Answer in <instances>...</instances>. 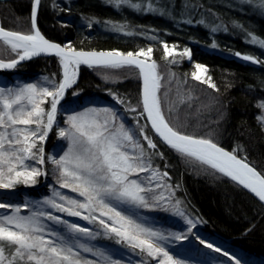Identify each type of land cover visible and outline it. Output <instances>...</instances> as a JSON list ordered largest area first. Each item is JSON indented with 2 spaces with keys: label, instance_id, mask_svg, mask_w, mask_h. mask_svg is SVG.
I'll return each instance as SVG.
<instances>
[{
  "label": "trees",
  "instance_id": "16d2710c",
  "mask_svg": "<svg viewBox=\"0 0 264 264\" xmlns=\"http://www.w3.org/2000/svg\"><path fill=\"white\" fill-rule=\"evenodd\" d=\"M32 1H0V28L29 33ZM131 2L139 4L140 9L128 5L117 7L111 0H41L37 27L49 41L70 44L76 50L135 53L152 48L151 62L156 63L161 77V107L170 126L187 135L211 139L230 152L235 150L238 157L264 174V124L258 120L263 111L257 107L264 103V48L250 42L251 35L264 40L262 0ZM120 26L124 27L117 30ZM164 44L169 50L174 48L175 54L166 58ZM185 49L191 53L190 61L179 54ZM237 53L252 56L262 63L245 61ZM14 58L16 54L0 42V60L7 62ZM196 64L207 69L204 78L210 77L217 90L192 79ZM0 78V88L5 90H16L27 84L52 88L61 80V66L58 57H37L12 72L0 73ZM118 100L123 102L118 103ZM42 107L49 110L50 103ZM89 108H108L115 112L117 124L123 123L134 132L151 167L161 175L167 173V177L153 183V192L146 196L151 201L154 195L163 193L169 198L168 203L161 201L160 206L140 208L138 213L146 215L156 231L169 237L188 235L182 241L194 245L174 252L181 241L169 238L168 243L165 242L169 253L172 250L174 257L188 264H233L219 253H206L208 249L199 242L203 239L237 258L241 264H264V207L231 179L157 141L141 115L139 79L134 68L80 65L76 83L67 90L58 106V110H62V116L56 118L58 127L66 129L68 115ZM118 114L126 117L125 120H120ZM141 127L157 145L155 150L147 148L139 134ZM56 128L51 129L42 144L44 164L25 161L44 174L37 177L35 184L21 182L6 188L20 193L21 202L27 199V207H23L21 215L38 210L30 204L33 201L42 202L51 191L62 189L56 167L48 162L50 155L56 157L67 150L66 140H56ZM149 174L141 173V181L146 183L145 177ZM155 183L162 187L156 188ZM18 200L14 204H20ZM176 201L184 216L177 214ZM131 215L135 218V213ZM185 218L195 223L191 234H188ZM90 224L89 230L99 233L96 239L101 246L98 249L109 250L112 241L104 239L98 223ZM119 245L133 251L134 255L128 262L113 255L120 264H157L146 254ZM81 255L90 260L88 253Z\"/></svg>",
  "mask_w": 264,
  "mask_h": 264
},
{
  "label": "snow or ice",
  "instance_id": "6c2138e0",
  "mask_svg": "<svg viewBox=\"0 0 264 264\" xmlns=\"http://www.w3.org/2000/svg\"><path fill=\"white\" fill-rule=\"evenodd\" d=\"M40 2L41 0H33L29 33L0 28V42L16 54V58L10 61L0 60V69L15 68L20 61L40 54L55 55L62 68V79L54 83L52 88L36 84H27L16 90L0 88V189L12 188L21 182L35 184L37 177L44 174L39 168L28 166L25 161L35 160L37 164H44L42 144L53 128L58 105L66 90L76 83L80 65L112 68L131 66L139 70L142 80L141 115H146L156 135L181 156L194 159L221 173L264 202V174L239 159L235 150L225 151L211 139L187 135L170 126L161 107V77L157 73V65L154 61L146 62L151 60L152 48L123 53L78 51L70 44L62 47L46 39L37 27ZM111 2L117 7L128 5L140 9V5L132 3L131 0ZM123 27L120 26L117 30ZM250 42L264 48V40L255 35L250 36ZM163 48L166 58L175 54V49L169 50L167 44ZM179 54L190 56L188 49ZM237 55L253 64L262 63L249 55ZM206 71L204 66L196 64L192 79L201 84L207 83L209 88L217 90L210 77L202 78ZM45 103H50L49 110L42 107ZM257 107L264 111V103ZM130 110L136 111L135 108ZM258 120L264 123V116L258 117ZM65 123L68 127L60 129L58 136L67 141V150L58 159H48L59 173L60 188H67L83 199H73L54 192L53 198L43 200L42 206L70 217H79L88 223H98L105 238H115L117 244H124L146 254L157 264H185L183 260L171 255L161 242L169 238L186 240L188 235L166 236L145 227L120 208L127 206L129 209H152L160 206L161 201L167 204L169 199L163 193L154 195L151 201L147 198L146 194L154 190L153 183L167 177V173L161 175L151 167L150 160L145 159V150L136 140L134 132L123 123L117 124V114L108 108H89L70 114ZM139 134L146 141L147 148H157L143 127ZM37 141L40 142L39 145ZM141 173H150L145 177L146 183L141 181ZM155 187L160 188L162 185L155 183ZM178 205L179 201H176L177 214L184 216L178 210ZM0 209L11 213L0 216V264H94L81 253L102 257L104 264H120L119 260L110 259L103 252L79 242H72L70 237L76 234L96 239L99 233H93L86 227L68 223L49 212L34 210L30 215H20L19 206L12 207L5 203H0ZM185 219L189 225L188 234H191L195 223ZM43 221L63 225L70 236L48 229ZM199 242L212 252L226 256L233 264H240L239 260L219 247L203 239Z\"/></svg>",
  "mask_w": 264,
  "mask_h": 264
},
{
  "label": "rangeland",
  "instance_id": "374dc122",
  "mask_svg": "<svg viewBox=\"0 0 264 264\" xmlns=\"http://www.w3.org/2000/svg\"><path fill=\"white\" fill-rule=\"evenodd\" d=\"M185 58L188 60L189 56H185ZM202 78H204V74H202ZM1 82H2V79L0 78V83ZM61 113H62V110H59L57 112L56 118H57V116L61 117L62 116ZM263 116H264V111H263ZM118 118H120V120H123V119L125 120L126 117H122L121 115L118 114ZM58 124H59V120L56 121V119H55V123L53 125V127H57L56 130H55V132H56L55 133V138H56V140H59V139L62 140V138H60L58 136V131L60 129H62L61 127H58ZM61 155H63V152L58 154V156H56V157L52 156V155H50L49 157H54V158L58 159L59 156H61ZM48 162H49V159H48ZM54 192H59L62 195L71 197L73 199H83V198L79 197L76 193L71 192L67 188H63L61 190H56V191H51L50 192V196L48 198H45V199L53 198V193ZM21 197H22L21 194H19L18 192H14V191H11V190L6 189V188L0 189V203L9 204L12 207L19 206L21 208V210H24L23 207H26L27 199H24L23 202H21L22 200H18V199H21ZM45 199H42V200H45ZM16 200L20 201V204H14V203H16ZM42 202L33 201L30 204L33 205V206H37L39 211H44V212H49L51 214H54V215L60 217V219L66 221L68 223H74V224H77V225H79L81 227H86L88 229L91 227L90 223H88L85 220L80 219L79 217H70V216H67L64 213L62 214L60 212H56V211L50 209L47 206H42ZM120 208H121V210H126V212L129 211L130 215H131V213H135V218L133 217L134 219H137L138 222L142 223L145 227H149V228H152L153 230H155L154 226L151 224L150 219L146 215H143L140 212L138 213V209L137 210L136 209L135 210L129 209L127 206H120ZM2 210H4V211H0V216L11 214V213H7V210H5V209H2ZM20 215H21V213H20ZM45 222L47 224H45ZM43 223L45 225H47L48 229H50V230H54V231H56V232H58V233H60V234H62L64 236H70V234L67 232V229L63 225L54 224L52 221H43ZM99 229L102 231V234H103L102 227L99 228ZM103 237H104V239H106L105 236H103ZM70 238H71L73 243L79 242V243L85 244V245L93 248L94 250H97V251L105 253V255H107L110 259H113V255H115L116 257L123 258L125 261L128 262V261L132 260L131 257H134V255L132 253L133 251L131 252L129 249L124 248L121 245L117 244L115 238H111L110 239V241H112L111 244H113V245L110 246L109 250H105L106 248L105 249L104 248L98 249L101 246V244L98 241V239H94V240L93 239H89L88 237L81 236L80 234H76V236L70 237ZM168 241H169V239L166 240V241H162L161 242L162 246L165 247V249H167V247H168L167 246L168 244H166V243H168ZM186 245L189 248L194 247V245H192L190 242L188 243L186 241H181V244H179V249L174 251V252H177V251L180 252V251L184 250ZM201 251H205V250H201ZM211 252L212 251L210 249L206 250V253H208V254H211ZM170 254L173 255L172 250H170ZM87 257H89L90 260L94 262V264H104V261H103L102 257L92 256L90 253H88ZM235 259H237V258H235ZM185 264H188V263L185 262ZM240 264H241V262H240Z\"/></svg>",
  "mask_w": 264,
  "mask_h": 264
},
{
  "label": "water",
  "instance_id": "95a60500",
  "mask_svg": "<svg viewBox=\"0 0 264 264\" xmlns=\"http://www.w3.org/2000/svg\"><path fill=\"white\" fill-rule=\"evenodd\" d=\"M0 1H6V0H0ZM33 3V1H32ZM31 10H32V7H31ZM7 31V30H6ZM62 47H64L65 45H61ZM67 50V49H66ZM78 51H85V52H108V51H96V50H78ZM37 57H56L55 55H46V54H40V55H37V56H34L30 59H33V58H37ZM30 59H26V60H23V61H20L15 68H12V69H0V73H8V72H12L14 69H16L17 67H19L20 65H22L23 63H25L26 61L30 60ZM140 59H144V57H140ZM191 59V58H190ZM148 63H151V60H148L146 61ZM83 65V64H82ZM83 66H87V65H83ZM88 67V66H87ZM92 67H105V66H98V65H93ZM131 67V66H130ZM136 70L137 74H138V79H139V99L141 101V90H142V80L140 79L139 77V70L136 69L135 67H132ZM66 93V92H65ZM140 105H141V110L143 112V109H142V104L140 102ZM143 118H144V121L146 123V125L148 126L149 130L151 131V133L153 134V136L157 139V141H159L162 145L166 146V147H169L167 144H165L159 136L156 135V133L152 130L151 128V124L147 121V117L146 115H143ZM50 132V131H49ZM48 137V136H47ZM47 140V138L45 139V141ZM45 144V143H44ZM44 146V145H43ZM219 146V145H218ZM221 147V146H220ZM170 148V147H169ZM223 148V147H221ZM225 151H229L225 148H223ZM230 152V151H229ZM238 157V156H237ZM239 159H241L240 157H238ZM243 160V159H242ZM251 166V165H250ZM252 167V166H251ZM234 182V181H233ZM236 183V182H235ZM237 184V183H236ZM238 185V184H237ZM240 188H242L244 191H246L247 193H249L252 197H254L257 201H259V199L257 197L254 196V194L250 193L247 189H244L242 186L238 185ZM262 206L264 207V202H261L259 201Z\"/></svg>",
  "mask_w": 264,
  "mask_h": 264
},
{
  "label": "bare ground",
  "instance_id": "6f19581e",
  "mask_svg": "<svg viewBox=\"0 0 264 264\" xmlns=\"http://www.w3.org/2000/svg\"><path fill=\"white\" fill-rule=\"evenodd\" d=\"M189 58H191V53H190V56H189Z\"/></svg>",
  "mask_w": 264,
  "mask_h": 264
}]
</instances>
